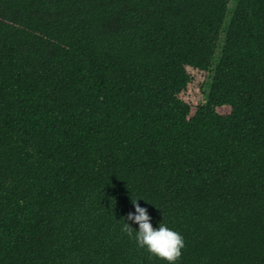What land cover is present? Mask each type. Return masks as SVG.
Listing matches in <instances>:
<instances>
[{
	"label": "trees",
	"instance_id": "16d2710c",
	"mask_svg": "<svg viewBox=\"0 0 264 264\" xmlns=\"http://www.w3.org/2000/svg\"><path fill=\"white\" fill-rule=\"evenodd\" d=\"M137 199L264 264V0H0V264H162Z\"/></svg>",
	"mask_w": 264,
	"mask_h": 264
},
{
	"label": "clouds",
	"instance_id": "9594fccd",
	"mask_svg": "<svg viewBox=\"0 0 264 264\" xmlns=\"http://www.w3.org/2000/svg\"><path fill=\"white\" fill-rule=\"evenodd\" d=\"M137 199L131 202L132 211L123 217L122 231L136 246L157 258L162 264H177L184 248L183 236L164 223L153 224L148 208Z\"/></svg>",
	"mask_w": 264,
	"mask_h": 264
},
{
	"label": "rangeland",
	"instance_id": "374dc122",
	"mask_svg": "<svg viewBox=\"0 0 264 264\" xmlns=\"http://www.w3.org/2000/svg\"><path fill=\"white\" fill-rule=\"evenodd\" d=\"M233 9H234V3H231V4H230V7H229V10H228V17H227V20L225 21V22H226V23H225V26H226V25L228 24V22H229V19H230V17H231V13L233 12ZM222 42H223V37H222L221 40H220V45L222 44ZM219 53H220V51H219V49H218V51H217V53H216L215 61H217V58L219 57ZM206 100H207V89H206V92H205V94H204V96H203V98H202V100H201V103H205Z\"/></svg>",
	"mask_w": 264,
	"mask_h": 264
}]
</instances>
